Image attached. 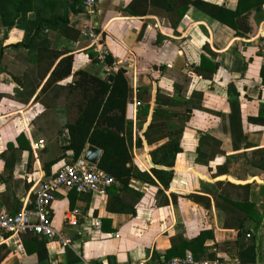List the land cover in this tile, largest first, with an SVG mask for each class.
Listing matches in <instances>:
<instances>
[{
    "label": "crops",
    "instance_id": "0c3cea01",
    "mask_svg": "<svg viewBox=\"0 0 264 264\" xmlns=\"http://www.w3.org/2000/svg\"><path fill=\"white\" fill-rule=\"evenodd\" d=\"M205 1L231 11L240 8L241 14L218 19L187 0H97L93 12L78 13L73 9L83 7L80 0H0V47H6V69L0 73V209L22 210L44 178L73 161L71 153L60 156L71 141L68 124L77 116L76 97L69 94L74 77L41 94L34 50L13 45L26 43L42 20L66 15L67 23L49 29L52 47L72 51L74 71L99 78L124 66L133 90L126 112L134 166L129 188L114 184L117 195L113 186L105 192L60 191L51 216L72 245L45 238L50 264H68L74 256L77 264L141 259L153 264L173 243L191 242L202 232L208 234L195 247L206 248L203 256L243 264L239 228L242 234L259 235L264 224V171L253 165L260 158L255 151L264 148V125L249 121L264 108V0ZM91 26L108 47L112 69L98 61L96 47L84 33ZM124 59L129 64L121 66ZM234 97L241 103L247 134L239 150L229 123ZM156 109L166 112L158 117L162 129L168 123L183 128L182 151L172 167L161 163L166 152L161 146L173 136L155 142L145 136ZM41 151L46 152L41 156ZM240 153L246 156L240 158ZM55 158L60 159L46 170L43 162ZM169 170L173 178L167 187ZM109 200L126 210H109ZM75 208L81 210L79 223L70 225L65 215ZM227 221L234 226L227 227ZM33 235L0 233V264H39L37 253L30 254Z\"/></svg>",
    "mask_w": 264,
    "mask_h": 264
},
{
    "label": "trees",
    "instance_id": "16d2710c",
    "mask_svg": "<svg viewBox=\"0 0 264 264\" xmlns=\"http://www.w3.org/2000/svg\"><path fill=\"white\" fill-rule=\"evenodd\" d=\"M187 2L188 4L192 3L196 5L218 19L224 18L223 15L239 16L241 14L240 8L231 11L222 6L206 2L205 0H187ZM77 3H79V1H77ZM84 11V7L73 9L75 13ZM66 19L67 16L63 15L54 17L53 19L42 20L40 22V27L26 43H18L12 47L17 49L27 47L32 51L34 50L35 71L38 79L37 84L38 86H42L41 94L47 92L57 82L70 76L74 77L73 81L69 84V94H73L76 97L73 105H75L77 109V116L74 121L68 124L71 141L68 146L63 148L64 152L60 158L71 153L73 161H75L83 154L88 144L99 147L103 150V154L98 168L113 175L120 185V189L128 190L130 180L134 174V166L130 147L132 138L131 124L127 121L126 112L128 102L133 96V90L129 86L125 75V69L123 68L111 73L106 79L99 78L84 70H73L74 54L66 48L54 49L52 47L54 34L49 32L50 27L56 22L67 23ZM67 25L68 24H66V26ZM5 48L6 47H0V73L6 69L3 64L4 53L2 52V49ZM107 61L109 64H113L114 62L110 55ZM217 67V64L213 66L210 76L213 75ZM12 74L14 78L18 79V76L14 74V72H12ZM261 77L264 84V66L261 69ZM139 99L142 98L139 96ZM158 100L160 101L159 97L156 98V101ZM163 114H166V112L161 109H156L154 117L145 132V136L149 142H155V140L173 136L171 142L161 146L166 149L161 163L172 167L177 154L182 151L180 141L183 128L176 130L172 129L166 121V123H168L167 130L162 129V123H159L158 117H161ZM249 121L264 125V108H261L259 115L250 116ZM229 123L233 137V146L235 150H239L243 140L247 139V134H245L243 130L241 103L238 97H234L231 101ZM154 136L156 139H153ZM245 145L248 147L249 143ZM44 152L46 151H41V156ZM167 153H169L168 156ZM255 153L259 154L260 158L257 161H253V165L259 170L264 171V148L256 150ZM244 156H246V153H240V158ZM60 158H55L48 162L44 161L43 166L48 170L56 164ZM167 175L168 180L165 182V186L168 187L173 178V170L167 171ZM113 187V191L115 190V194L117 195L119 188ZM247 187H249V185H247ZM108 190L110 191V187L107 191ZM119 201L122 202L120 198ZM114 203L115 200H109L107 208L113 211L119 210L120 208L121 210H126L124 207L117 209ZM135 212L134 210L133 213ZM225 225H227V227L234 226L228 221ZM239 230V241L237 244L240 248V262L243 264L256 263L258 259L264 262V224L259 235L252 234L249 238L246 236L247 233L242 234L241 227ZM207 234V232H202L197 239L191 242L184 241L173 243L172 247L165 252L164 257L158 255L157 260L162 264H167L173 257L184 256L188 249H191L194 254L200 257H206L201 253L206 248H196L195 246L203 241ZM33 236L32 243L34 251L30 253L31 250L28 249L27 246V252L30 254L37 253L39 264H50V255L45 237L38 234ZM67 253L69 256H74L75 254L70 248L67 249ZM68 261V264H77L80 260L78 257L74 256L72 260Z\"/></svg>",
    "mask_w": 264,
    "mask_h": 264
},
{
    "label": "built area",
    "instance_id": "2783aa9c",
    "mask_svg": "<svg viewBox=\"0 0 264 264\" xmlns=\"http://www.w3.org/2000/svg\"><path fill=\"white\" fill-rule=\"evenodd\" d=\"M83 7L88 12H93L97 0H80ZM84 33L91 38L92 44L95 45L97 51V59L107 68L112 69L114 64H109L107 59L109 56L108 47L102 40L95 27H88ZM119 64H129L128 59H124ZM122 66L121 68H123ZM140 105V102H137ZM44 141L40 140L39 144ZM38 145H35L36 148ZM116 178L102 170L97 166L89 163L80 156L77 160L65 163L54 175L44 178L34 192V199L28 206H25L19 212L13 213L8 210L0 209V233L10 235L35 234L42 235L48 240H55L63 246H71L72 241L64 233L57 230L53 225L51 216V208L56 200L57 194L62 190L74 191L78 194L93 193L96 191L105 192L109 187L116 184ZM79 208L68 211L65 215L66 223L70 225H78ZM100 225V223H97ZM247 238L252 233L246 234ZM81 264H92L88 260H83ZM101 264V263H95ZM134 264H150L146 259H141ZM153 264H162L157 261ZM167 264H225L216 258L200 257L192 252L186 253L184 256H176L168 261Z\"/></svg>",
    "mask_w": 264,
    "mask_h": 264
},
{
    "label": "water",
    "instance_id": "95a60500",
    "mask_svg": "<svg viewBox=\"0 0 264 264\" xmlns=\"http://www.w3.org/2000/svg\"><path fill=\"white\" fill-rule=\"evenodd\" d=\"M102 154L103 150L101 148L90 144L85 151L84 159L89 163L97 166L100 162Z\"/></svg>",
    "mask_w": 264,
    "mask_h": 264
}]
</instances>
